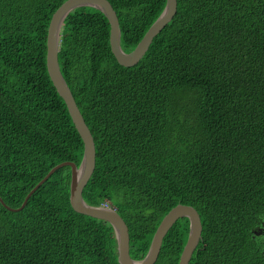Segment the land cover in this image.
<instances>
[{
  "label": "trees",
  "instance_id": "obj_1",
  "mask_svg": "<svg viewBox=\"0 0 264 264\" xmlns=\"http://www.w3.org/2000/svg\"><path fill=\"white\" fill-rule=\"evenodd\" d=\"M65 0H0V197L17 208L83 142L46 70V33ZM131 51L166 0H108ZM173 18L133 66L120 65L99 10L65 18L60 71L95 145L82 196L108 204L142 258L178 203L201 239L188 264H264V0H176ZM70 167L19 210L0 202V264H119L112 226L75 212ZM189 221L165 234L154 264H177ZM255 232H259L256 234Z\"/></svg>",
  "mask_w": 264,
  "mask_h": 264
},
{
  "label": "water",
  "instance_id": "obj_2",
  "mask_svg": "<svg viewBox=\"0 0 264 264\" xmlns=\"http://www.w3.org/2000/svg\"><path fill=\"white\" fill-rule=\"evenodd\" d=\"M92 7L104 14L109 23V45L117 62L126 67L135 65L148 48L153 37L173 18L177 10L176 0H166L165 6L151 23L143 37L135 47L125 52L120 46V26L116 11L108 0H65L52 13L46 33V70L59 96L64 100L71 120L82 142L83 152L78 164L73 161H63L52 167L49 172L27 193L21 205L17 208L9 207L0 197V202L9 210H19L29 196L36 190L57 168L70 167L69 203L72 209L80 214L108 222L112 228L116 241L117 261L119 264H154L158 258L162 240L171 226L182 217L189 221L185 244L179 255L177 264H188L193 251L201 239L202 224L197 210L187 204L178 203L162 217L155 228L146 254L140 259H134L129 253V230L124 219L114 207L91 205L87 203L82 192L90 179L95 167V145L93 136L75 102V99L60 71L58 49L62 26L67 15L78 7ZM259 234V232H255Z\"/></svg>",
  "mask_w": 264,
  "mask_h": 264
},
{
  "label": "clouds",
  "instance_id": "obj_3",
  "mask_svg": "<svg viewBox=\"0 0 264 264\" xmlns=\"http://www.w3.org/2000/svg\"><path fill=\"white\" fill-rule=\"evenodd\" d=\"M105 206H109V207H111L110 205H108V204H106Z\"/></svg>",
  "mask_w": 264,
  "mask_h": 264
},
{
  "label": "built area",
  "instance_id": "obj_4",
  "mask_svg": "<svg viewBox=\"0 0 264 264\" xmlns=\"http://www.w3.org/2000/svg\"><path fill=\"white\" fill-rule=\"evenodd\" d=\"M104 205H106V204H104Z\"/></svg>",
  "mask_w": 264,
  "mask_h": 264
}]
</instances>
